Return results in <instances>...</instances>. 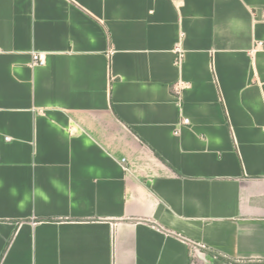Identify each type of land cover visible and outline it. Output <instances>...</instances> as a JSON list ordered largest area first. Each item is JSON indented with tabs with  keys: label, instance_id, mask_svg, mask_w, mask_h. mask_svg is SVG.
<instances>
[{
	"label": "crops",
	"instance_id": "crops-1",
	"mask_svg": "<svg viewBox=\"0 0 264 264\" xmlns=\"http://www.w3.org/2000/svg\"><path fill=\"white\" fill-rule=\"evenodd\" d=\"M0 264H264V0H0Z\"/></svg>",
	"mask_w": 264,
	"mask_h": 264
},
{
	"label": "built area",
	"instance_id": "built-area-1",
	"mask_svg": "<svg viewBox=\"0 0 264 264\" xmlns=\"http://www.w3.org/2000/svg\"><path fill=\"white\" fill-rule=\"evenodd\" d=\"M259 45V44H258ZM183 53L181 49L177 48V61H180L182 59ZM45 62V54L42 52H32L31 53V63L36 65H41ZM181 85L177 84L174 88V94L178 96L180 94ZM183 124L188 123V119H183Z\"/></svg>",
	"mask_w": 264,
	"mask_h": 264
}]
</instances>
